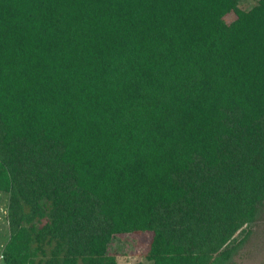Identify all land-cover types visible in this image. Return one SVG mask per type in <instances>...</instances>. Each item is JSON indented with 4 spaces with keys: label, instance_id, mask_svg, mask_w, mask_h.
<instances>
[{
    "label": "trees",
    "instance_id": "16d2710c",
    "mask_svg": "<svg viewBox=\"0 0 264 264\" xmlns=\"http://www.w3.org/2000/svg\"><path fill=\"white\" fill-rule=\"evenodd\" d=\"M0 0V264H233L264 211V0ZM234 15L227 21L226 17Z\"/></svg>",
    "mask_w": 264,
    "mask_h": 264
},
{
    "label": "rangeland",
    "instance_id": "374dc122",
    "mask_svg": "<svg viewBox=\"0 0 264 264\" xmlns=\"http://www.w3.org/2000/svg\"><path fill=\"white\" fill-rule=\"evenodd\" d=\"M257 0H247L243 4V8L248 9ZM235 17L230 14L226 17L227 21L233 20ZM6 198L0 196V251L3 244L9 237ZM148 242L147 236L138 237L137 235L124 237L122 240L113 241L109 246V253L116 257V264H138L145 262L144 251L142 245ZM233 264H264V211L260 219L252 227V235L234 258Z\"/></svg>",
    "mask_w": 264,
    "mask_h": 264
},
{
    "label": "built area",
    "instance_id": "2783aa9c",
    "mask_svg": "<svg viewBox=\"0 0 264 264\" xmlns=\"http://www.w3.org/2000/svg\"><path fill=\"white\" fill-rule=\"evenodd\" d=\"M2 257L0 256V259H1Z\"/></svg>",
    "mask_w": 264,
    "mask_h": 264
}]
</instances>
